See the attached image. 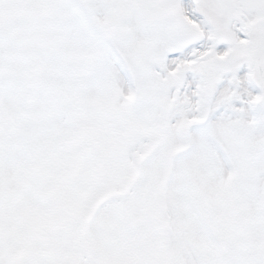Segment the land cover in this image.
<instances>
[{
    "label": "snow or ice",
    "instance_id": "1",
    "mask_svg": "<svg viewBox=\"0 0 264 264\" xmlns=\"http://www.w3.org/2000/svg\"><path fill=\"white\" fill-rule=\"evenodd\" d=\"M0 264H264V0H0Z\"/></svg>",
    "mask_w": 264,
    "mask_h": 264
}]
</instances>
